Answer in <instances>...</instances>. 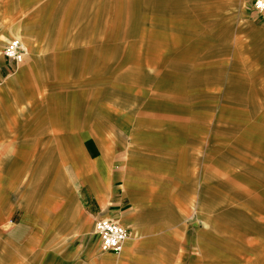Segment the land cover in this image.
I'll return each mask as SVG.
<instances>
[{
  "label": "crops",
  "instance_id": "1",
  "mask_svg": "<svg viewBox=\"0 0 264 264\" xmlns=\"http://www.w3.org/2000/svg\"><path fill=\"white\" fill-rule=\"evenodd\" d=\"M171 1L0 0V264H264V10Z\"/></svg>",
  "mask_w": 264,
  "mask_h": 264
},
{
  "label": "built area",
  "instance_id": "2",
  "mask_svg": "<svg viewBox=\"0 0 264 264\" xmlns=\"http://www.w3.org/2000/svg\"><path fill=\"white\" fill-rule=\"evenodd\" d=\"M253 7L256 11L262 12L264 10V0H253ZM3 53L16 61H22L25 54L18 37H13L6 43ZM95 220L94 231L101 239V249L118 253L128 237L126 227L109 217H99Z\"/></svg>",
  "mask_w": 264,
  "mask_h": 264
},
{
  "label": "rangeland",
  "instance_id": "3",
  "mask_svg": "<svg viewBox=\"0 0 264 264\" xmlns=\"http://www.w3.org/2000/svg\"><path fill=\"white\" fill-rule=\"evenodd\" d=\"M220 0H213V9H214V5H215V3L216 2H219ZM230 1L231 0H228V2L230 3ZM173 4H180V0H173V1H171ZM252 5H253V1H252ZM23 48V47H22ZM2 52H3V49H2ZM23 52H24V49H23ZM25 55V54H24ZM8 57V56H7ZM9 58V57H8ZM11 59V58H10ZM16 61V60H15ZM110 218V217H109ZM112 219V218H111ZM113 220H115V219H113ZM115 221H117V220H115ZM118 222V221H117Z\"/></svg>",
  "mask_w": 264,
  "mask_h": 264
}]
</instances>
